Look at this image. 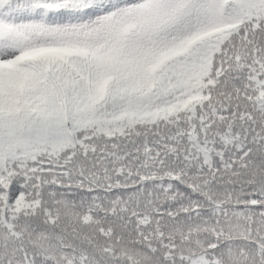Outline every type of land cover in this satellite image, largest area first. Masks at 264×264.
I'll return each instance as SVG.
<instances>
[{
    "label": "snow or ice",
    "instance_id": "snow-or-ice-1",
    "mask_svg": "<svg viewBox=\"0 0 264 264\" xmlns=\"http://www.w3.org/2000/svg\"><path fill=\"white\" fill-rule=\"evenodd\" d=\"M0 264H264V0H0Z\"/></svg>",
    "mask_w": 264,
    "mask_h": 264
}]
</instances>
